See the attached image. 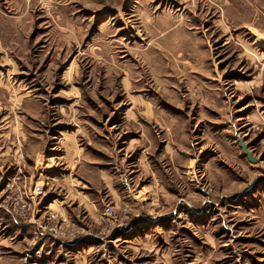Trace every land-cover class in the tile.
Masks as SVG:
<instances>
[{"label": "rangeland", "instance_id": "1", "mask_svg": "<svg viewBox=\"0 0 264 264\" xmlns=\"http://www.w3.org/2000/svg\"><path fill=\"white\" fill-rule=\"evenodd\" d=\"M0 264H264V0H0Z\"/></svg>", "mask_w": 264, "mask_h": 264}, {"label": "built area", "instance_id": "2", "mask_svg": "<svg viewBox=\"0 0 264 264\" xmlns=\"http://www.w3.org/2000/svg\"><path fill=\"white\" fill-rule=\"evenodd\" d=\"M44 183V182H43ZM38 189V193H40V190L42 189V187H40V186H37L36 187V190ZM105 212H106V214L109 216V217H115L116 216V212H115V210H114V208L112 207V206H107L106 207V209H105ZM43 231H44V228L43 227H39L38 228V236H40V237H42L43 235H44V233H43ZM54 235V234H53Z\"/></svg>", "mask_w": 264, "mask_h": 264}, {"label": "water", "instance_id": "3", "mask_svg": "<svg viewBox=\"0 0 264 264\" xmlns=\"http://www.w3.org/2000/svg\"><path fill=\"white\" fill-rule=\"evenodd\" d=\"M241 146L244 150V153L249 156L251 161H256V158L253 157L251 151L248 149L247 145L244 142H241Z\"/></svg>", "mask_w": 264, "mask_h": 264}]
</instances>
